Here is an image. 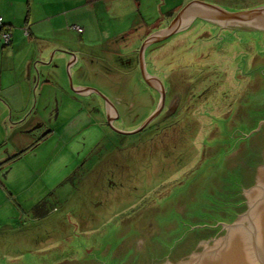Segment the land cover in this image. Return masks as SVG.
<instances>
[{"label":"rangeland","instance_id":"obj_1","mask_svg":"<svg viewBox=\"0 0 264 264\" xmlns=\"http://www.w3.org/2000/svg\"><path fill=\"white\" fill-rule=\"evenodd\" d=\"M209 1H214L209 4L233 7L244 0ZM180 2L29 0L33 12L26 10L27 16L31 12L34 17H44L45 9L53 14V22L68 18L73 25L79 20L82 25L95 26L92 35L100 36L99 31L103 38L104 33L118 36L131 27H139L141 35L154 27L165 28L174 17L170 18L172 11L168 14L172 5ZM47 5L50 6L45 8ZM187 27L145 56L148 72L162 80L174 95L185 89L180 111L174 119L166 120L170 122L168 129L141 137L119 136L114 141L117 146L107 136L91 151L88 148L77 151L73 146L74 154L60 134L17 160L6 162V150L0 152L4 161L0 163V180L8 182V190H0V259L17 257L77 234L96 231L142 196L181 177L201 159L202 146L218 117L236 109L242 94L258 75L264 61V31L224 29L200 19ZM93 73L83 83L105 92L106 85L119 86L123 92L128 90L137 104L138 120L145 117L151 104L146 100L145 85L140 83L136 71L127 75L119 63H106L95 66ZM116 126L123 127L120 122ZM156 126L162 125H152ZM75 130V126L69 130L70 135ZM1 136L0 125V139ZM99 149L102 150L97 152ZM87 153L95 154L94 161H87ZM77 162L84 165L75 176L79 182L59 188L55 193L57 211L34 220L28 210L44 192L54 189ZM68 186L66 190L64 187Z\"/></svg>","mask_w":264,"mask_h":264},{"label":"water","instance_id":"obj_2","mask_svg":"<svg viewBox=\"0 0 264 264\" xmlns=\"http://www.w3.org/2000/svg\"><path fill=\"white\" fill-rule=\"evenodd\" d=\"M196 19L264 31V6L228 12L191 1L144 39L140 61L146 46L154 43L147 52L155 49ZM140 73L144 81L156 79L142 66ZM0 264H264V61L236 109L218 117L201 159L181 177L142 196L96 231Z\"/></svg>","mask_w":264,"mask_h":264},{"label":"crops","instance_id":"obj_3","mask_svg":"<svg viewBox=\"0 0 264 264\" xmlns=\"http://www.w3.org/2000/svg\"><path fill=\"white\" fill-rule=\"evenodd\" d=\"M191 1L206 4L214 2L181 0L179 4L172 5L168 12L169 14L172 11L170 18L175 15L179 7ZM28 2L29 0L27 2L26 0L25 2L24 0H0V32L4 31L9 35L7 44L0 39V125L2 128L0 152L4 149L7 152L16 151L20 145L26 143L28 140L23 137L20 130L26 127L28 120L33 121L40 117V114H45L46 118L54 116L52 122L55 128L67 120V124L72 123L76 114L83 113L80 108L81 96L88 94V84L83 83L84 77L88 72L93 71L91 69L98 62H110L111 55H122L125 48L122 41L115 39L116 36L104 33L102 38L99 31L97 32L100 36L92 35L95 33V26L82 25L79 20L73 25L68 18L61 22H53V14H48L44 8L43 13L46 14L44 17H34L31 12L27 16V10L30 11L33 6ZM163 4L166 3L163 1ZM210 5L218 6L228 12H238L264 6V0H244L239 6L233 7H226L220 3ZM72 26H78L81 32H76ZM138 28L131 27L127 31L135 30L138 35H141ZM162 28L154 27L151 31ZM66 51L73 53L75 57L69 58ZM89 60L92 65L90 67ZM80 68L81 72H78ZM68 86L72 89H68ZM32 102L34 106H31ZM31 114L33 115L29 118ZM80 119L82 121L81 116ZM81 121L79 126L85 124V122L80 124ZM73 125H70L72 129ZM65 127L61 126L56 130L65 137L63 142L67 146L70 142L74 143L75 136L78 134L74 136L77 129L71 135L63 133ZM69 149L74 154L73 146ZM2 160L3 154L0 156V163L4 162ZM1 181L0 190H8V182ZM49 190L44 192L42 197L46 196Z\"/></svg>","mask_w":264,"mask_h":264},{"label":"flooded vegetation","instance_id":"obj_4","mask_svg":"<svg viewBox=\"0 0 264 264\" xmlns=\"http://www.w3.org/2000/svg\"><path fill=\"white\" fill-rule=\"evenodd\" d=\"M193 22L194 21L191 22L189 27H191ZM154 31L153 30L149 31L144 35H138L136 34L135 30H130L127 31L126 33L116 36L115 39H119V42L122 41V43H124L125 48L123 54L119 56L111 55L112 57H110L111 58L110 62L108 63L98 62L96 65L98 67H101L103 64L106 63L108 65H111L112 63L114 64L119 63L121 67H123V70H125L126 74L127 72L130 73L133 71L134 72L136 71L139 74L140 83L143 82L142 84L145 85L144 88L146 89V91L144 94L146 95L147 98L146 100H149L151 104V108L146 113L144 118L138 120L139 115L138 112L136 111L137 104L134 99L132 100V98L134 97L130 95L128 90L127 92H123L121 87L119 88V86L115 88L106 85L107 89L105 92L91 85H87L88 94L81 96L82 102L80 108L81 110H83V113L79 115L76 114L75 117L73 118L72 123L67 124L66 123L68 121L67 120L64 123L62 122L61 123L62 125L57 126L56 128L55 126L52 125L53 124L52 121H54V116L50 118L49 117L46 118L45 116H43L44 114H40V117L38 116L37 119L33 121L28 120L26 127L20 130V132L23 133V137L26 138L28 141L23 145H20L19 149L16 151L7 152L6 150L7 155L5 161L8 162V160L9 161L17 160L20 158L21 155L25 154L26 152L30 151L33 148H36L41 143H44L45 141L53 137V135L55 134L58 135L59 132L58 130H56L58 127L61 126L65 127L67 125L63 133L68 134L69 130L72 129V126H70L71 124H74L73 126H75V128L77 129L74 133V136L77 134L78 135L75 136L76 138L74 139V143L70 142L68 145L75 146L76 148H78L77 151L84 150L85 148H88L91 151L94 148V146L96 145L98 146L100 144L99 142L101 141V139H104L107 136L110 137L112 144H114L115 143L114 141H117V138L119 136L138 135V137H141L143 135L156 134V132L161 131L163 129H168V125L170 122H166V120L170 119V117L174 119L176 117L175 116L176 113L180 111L181 108L180 104L183 103L182 99L184 98L185 95V89L182 90L181 94L174 95L171 89H168V87L166 86V84H164L162 80H160L158 77L148 72L147 64L145 62V56L147 55V49L151 45H154V43L146 46L143 49L142 62L140 61V57H139L140 46L144 41V39H146ZM133 32H135V35ZM180 32L176 34H179ZM176 34H173L172 36ZM170 37L160 41L162 43H160L158 46L165 43L167 40H169ZM70 54L73 53L70 52ZM71 57L74 58L75 55L73 54L69 58ZM90 62L91 61L89 60L88 61L89 67L91 65ZM141 66L150 76H154L156 77V79L151 78L148 79V81H144L143 78L140 76ZM79 70L78 72H81V68ZM103 70L105 71V68H103ZM92 72L93 71L88 72L86 76L84 75L85 76L84 79L86 81L89 80L90 75L95 74V73L92 74ZM70 84L72 85L71 79H70ZM189 86H191V84ZM180 87L183 86L181 85ZM177 90L179 89L177 88ZM157 110H158L157 115L145 127L139 129L142 123L152 114H154ZM80 116L82 117V121L80 119ZM80 121H81L80 124L84 122L85 124L79 126ZM117 122L118 124L120 122L123 127L116 126ZM154 123L155 125L160 124L162 126L152 127ZM172 129H174V127H172ZM97 133H99V135ZM99 136H100V140H99ZM28 137L30 138L32 137L33 139L30 140V138ZM115 145L117 146L119 144L115 143ZM100 150L102 149L97 150V152ZM87 156H89L87 159L89 163L94 161L92 157H95V154H92L90 156L89 153H87ZM79 162H77V164H75L74 166L70 167L68 175H65L64 179L60 183L58 182L54 189L49 190L47 195H50L54 199L55 198L58 199V196H55V193L58 192L59 188L63 189V186H67L69 184H70L69 186H71L73 182H79L78 179H76L77 177L75 176L79 170L80 172L82 171V167L84 166ZM69 186L64 188L65 189L69 188Z\"/></svg>","mask_w":264,"mask_h":264},{"label":"trees","instance_id":"obj_5","mask_svg":"<svg viewBox=\"0 0 264 264\" xmlns=\"http://www.w3.org/2000/svg\"><path fill=\"white\" fill-rule=\"evenodd\" d=\"M138 3L139 0H133ZM58 199L53 198L50 195L42 197L36 204H34L29 211L30 216L34 220L43 219L46 215L49 216L53 212L57 211L55 208V203Z\"/></svg>","mask_w":264,"mask_h":264},{"label":"built area","instance_id":"obj_6","mask_svg":"<svg viewBox=\"0 0 264 264\" xmlns=\"http://www.w3.org/2000/svg\"><path fill=\"white\" fill-rule=\"evenodd\" d=\"M0 23H1V19H0ZM72 29H75L76 32L80 33L81 32V28H79L78 26H72ZM0 39L2 40V42L4 44H7L9 42V35L8 33L1 31L0 32Z\"/></svg>","mask_w":264,"mask_h":264}]
</instances>
